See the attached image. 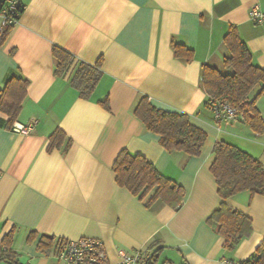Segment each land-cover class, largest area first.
Returning a JSON list of instances; mask_svg holds the SVG:
<instances>
[{"label": "crops", "instance_id": "crops-1", "mask_svg": "<svg viewBox=\"0 0 264 264\" xmlns=\"http://www.w3.org/2000/svg\"><path fill=\"white\" fill-rule=\"evenodd\" d=\"M254 5L264 10V0H29L0 46V90L11 75L27 79L15 124H34L29 134L9 129L0 110V250L14 228L10 249L20 264H60L38 251L42 234L101 238L113 261L119 248L152 244L161 248L160 264H228L253 255L264 238V195L242 191L224 200L211 164L214 144L226 141L264 165V133L243 118L215 121L202 70L207 64L226 71L224 37L232 24L264 68V24L250 17ZM174 39L194 51L191 61L175 56ZM54 44L90 63L103 58L104 75L90 98L69 75L55 74ZM143 95L187 113L207 132L200 155L161 145L134 113ZM106 96L109 109L100 103ZM256 105L264 117V93ZM57 127L73 140L67 151L48 150ZM123 148L185 189L178 209L160 200L147 207L117 183L112 166ZM223 201L252 219V232L233 248L209 220ZM31 231L37 237L28 241ZM0 264L11 262L0 256Z\"/></svg>", "mask_w": 264, "mask_h": 264}, {"label": "trees", "instance_id": "trees-1", "mask_svg": "<svg viewBox=\"0 0 264 264\" xmlns=\"http://www.w3.org/2000/svg\"><path fill=\"white\" fill-rule=\"evenodd\" d=\"M13 26L3 30L0 46L10 34ZM229 54L224 58L226 71L204 65L202 87L208 97L223 99L234 106L243 119L256 131L264 133V117L256 103L264 93V68L255 64L252 54L240 36L239 29L232 24L224 37ZM176 57L191 61L194 51L185 44L172 40ZM52 52L56 60L55 74L69 75L70 83L79 91L82 98H90L104 75L103 58L96 63L78 59L72 52L54 44ZM29 81L21 76H9L0 90V110L8 115L7 128L13 129L22 110L27 95ZM257 94L252 97V92ZM100 103L109 109V98ZM208 105V104H207ZM134 113L151 130L160 136L162 146L170 151L180 150L190 155H200L207 139V132L193 124L187 113L164 109L153 104L148 95H143L136 105ZM73 143L66 132L57 127L49 137L48 150L62 148L67 151ZM215 158L211 171L218 183V192L225 200L242 191L264 195V165L262 162L238 146L218 141L214 144ZM117 183L126 187L147 207L158 200L178 209L184 199L185 189L172 178L162 174L156 166L141 153H132L123 148L117 155L113 166ZM211 222H217L219 232L226 237L225 245L233 248L242 238L252 232V219L229 206L223 201L210 216ZM13 228L3 239L0 256L11 264H20L10 247L14 237ZM37 237L31 231L28 241ZM67 242L66 238L42 234L37 245L38 251L51 255L58 252ZM155 244L150 245L151 249ZM148 247V248H149ZM155 249L154 264L159 260V251ZM250 264H264V238L253 255L245 259Z\"/></svg>", "mask_w": 264, "mask_h": 264}, {"label": "built area", "instance_id": "built-area-1", "mask_svg": "<svg viewBox=\"0 0 264 264\" xmlns=\"http://www.w3.org/2000/svg\"><path fill=\"white\" fill-rule=\"evenodd\" d=\"M29 0H0V40L3 30L7 26H14L27 6ZM250 17L258 24H264V10L254 5L249 11ZM208 106L214 113L215 121L230 122L243 118L237 109L223 99L208 97ZM13 129L17 132L31 133L34 124H15ZM1 176V170H0ZM154 250L151 248H140L127 251L123 248L118 250V259L113 261L109 258L103 239L96 237H80L67 239L54 255L60 264H154ZM228 264H250L245 259L231 258ZM160 264V263H156ZM169 264V263H162Z\"/></svg>", "mask_w": 264, "mask_h": 264}, {"label": "rangeland", "instance_id": "rangeland-1", "mask_svg": "<svg viewBox=\"0 0 264 264\" xmlns=\"http://www.w3.org/2000/svg\"><path fill=\"white\" fill-rule=\"evenodd\" d=\"M261 98H262V97H261ZM261 98H260V99H261ZM260 99H259V100H260Z\"/></svg>", "mask_w": 264, "mask_h": 264}]
</instances>
